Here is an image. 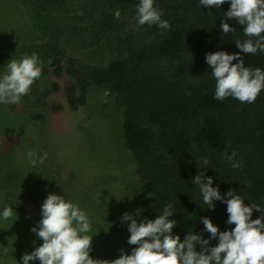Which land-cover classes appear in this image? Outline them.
Here are the masks:
<instances>
[{"label": "trees", "instance_id": "1", "mask_svg": "<svg viewBox=\"0 0 264 264\" xmlns=\"http://www.w3.org/2000/svg\"><path fill=\"white\" fill-rule=\"evenodd\" d=\"M40 1L55 10L58 25L48 40L31 45L45 50L50 62L21 98L27 117L41 123L60 111L53 100L58 92L72 111L86 105L92 87L109 92L116 112L122 110L127 165H134V181L140 182L133 191L141 219L154 220L173 204L169 219L178 222L173 235L181 241L188 232L209 239L203 217L220 231L235 227L227 223L224 202L215 201L214 210L203 202L193 183L200 172L213 177L212 187L219 186L222 196L233 190L245 204L264 208V89L254 103L231 97L218 101L206 63L207 54L226 51L240 53L246 67L264 70V52L243 54L236 46L235 40L246 37L244 26L224 17L229 0L219 8L199 0H155L170 30L139 25L140 0ZM222 22L236 31L224 34ZM225 151L238 153L240 168L231 167ZM261 215L254 210L252 219ZM218 243V237L210 241L211 246ZM201 249L198 244L196 250Z\"/></svg>", "mask_w": 264, "mask_h": 264}, {"label": "rangeland", "instance_id": "2", "mask_svg": "<svg viewBox=\"0 0 264 264\" xmlns=\"http://www.w3.org/2000/svg\"><path fill=\"white\" fill-rule=\"evenodd\" d=\"M49 7L40 0H0V78L24 52L37 53L43 65L50 62L45 50L31 47L57 30V14ZM53 100L61 110L41 123L27 117L21 101L14 110L0 103V214L5 207L14 210L10 220L0 219V264H23V255L43 244L31 229L52 192L71 198L90 217L94 259H117L121 249L131 254L138 245L128 243L131 222L122 223L121 217L129 212L138 222L143 219L133 191L140 182L134 181V165H127L122 110L116 112L113 97L97 87L77 111L61 92ZM36 150L37 161L45 153L47 159L33 167L27 153Z\"/></svg>", "mask_w": 264, "mask_h": 264}, {"label": "clouds", "instance_id": "3", "mask_svg": "<svg viewBox=\"0 0 264 264\" xmlns=\"http://www.w3.org/2000/svg\"><path fill=\"white\" fill-rule=\"evenodd\" d=\"M226 0H199L200 5L219 8ZM230 9L224 13L226 19H234L243 27L246 39L235 40L243 54L264 52V0H229ZM137 22L157 25L162 30H170V23L162 20V12L155 7V0H140L137 6ZM222 32H235L236 28L222 22ZM238 60V63L233 61ZM206 63L212 68L216 81L214 99L222 101L233 98L241 103H254L264 89V70L246 67L240 53L229 54L226 51L209 53ZM7 73L0 78V103L19 104L23 96L28 95L33 83L42 74L43 63L37 53H25L19 59L7 64ZM238 153H224L231 161V167L238 169L241 163L236 160ZM33 167L43 164L47 153L36 159V153H27ZM205 159L203 164L208 165ZM206 181V182H205ZM193 183L199 185L203 202L209 209L215 208V201L227 205V223L234 229L220 231L208 217L202 218L205 231L210 233L205 239L203 233L188 232L181 241L179 235H173L177 221L169 219L174 213V205L169 203L156 219H143L140 222L133 214L126 212L121 222L128 224L131 233L128 243L138 245L131 254L121 249V255L114 260L94 259L92 251V221L80 206L65 195L49 193L42 204V219L31 231L43 240V244L22 257L23 264L39 260L40 264H264V208L259 204H245L244 198L229 190L222 196L219 186L212 187L213 177L198 173ZM262 215L253 220V212ZM14 215L12 207H5L0 219L10 220ZM139 215V210L135 213ZM107 231V230H106ZM218 237L219 243L211 246L210 241ZM201 245L200 251L196 250Z\"/></svg>", "mask_w": 264, "mask_h": 264}]
</instances>
